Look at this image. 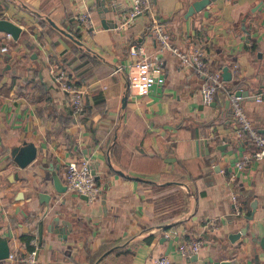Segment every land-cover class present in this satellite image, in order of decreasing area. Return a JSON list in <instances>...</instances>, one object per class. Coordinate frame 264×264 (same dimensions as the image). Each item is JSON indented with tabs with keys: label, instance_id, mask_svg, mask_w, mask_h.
Instances as JSON below:
<instances>
[{
	"label": "crops",
	"instance_id": "obj_1",
	"mask_svg": "<svg viewBox=\"0 0 264 264\" xmlns=\"http://www.w3.org/2000/svg\"><path fill=\"white\" fill-rule=\"evenodd\" d=\"M193 1L150 0V11L125 23L132 0H0V18L21 28L17 39L0 31V239L9 246L0 264H22L25 234L36 241L33 264H101L105 257L103 264H154L158 255L176 264H264V160L237 167L254 145L238 131L229 100L246 90L242 109L264 134V0H213L185 17ZM46 17L77 29L81 44ZM154 23L178 49H204L209 69L231 72L211 102L201 99L203 77L159 52ZM130 45L162 56L165 82L145 95L128 82ZM59 73L86 88L82 113ZM203 139L208 153L197 143ZM23 141L36 156L19 167L10 152ZM83 158L95 169L97 198L58 195L53 174L64 184L66 164ZM40 192L51 195L48 206ZM55 210L70 221L65 232L48 228ZM246 223L247 234L231 242L228 234ZM163 235L172 236L171 246ZM192 239L201 241L199 251L181 255L179 244Z\"/></svg>",
	"mask_w": 264,
	"mask_h": 264
},
{
	"label": "built area",
	"instance_id": "obj_2",
	"mask_svg": "<svg viewBox=\"0 0 264 264\" xmlns=\"http://www.w3.org/2000/svg\"><path fill=\"white\" fill-rule=\"evenodd\" d=\"M150 11V0H132L131 8L125 23H130L139 14ZM151 31L159 45V52L170 51L176 55L180 63L190 67L196 73L203 77L199 91L202 102L209 103L213 100L217 90L223 86L221 72L209 69L205 61V51L200 47L189 50H181L171 44L167 31L159 24H153ZM6 37L11 35L6 33ZM6 46L1 47L5 51ZM128 54L133 58L128 75L129 85L136 89L139 95H145L151 91L154 86H161L165 82V75L161 63L160 54H147L141 45H130ZM60 79L62 89L69 94L70 104L75 113H81L83 109V96L86 88L80 85L68 84L64 74L59 73L56 76ZM264 93V90L263 92ZM234 117L238 123V131L242 133L254 145L252 153L244 154L236 162L238 168H242L249 160H264V134L257 131L245 115L240 104V96L231 94L229 97ZM64 184L67 190L76 191L87 196L88 201H94L99 193V186L96 184L94 174L91 172L90 161L83 158L79 161L72 160L68 162L63 171ZM231 200L235 204V213L239 214L240 210L237 205V195L231 193ZM34 247L36 241L31 242ZM201 248L199 239H192L181 242L178 251L181 255H191L197 253ZM35 248L31 250L22 264H33L35 261ZM154 264H176L174 260L167 255H158L154 257Z\"/></svg>",
	"mask_w": 264,
	"mask_h": 264
},
{
	"label": "water",
	"instance_id": "obj_3",
	"mask_svg": "<svg viewBox=\"0 0 264 264\" xmlns=\"http://www.w3.org/2000/svg\"><path fill=\"white\" fill-rule=\"evenodd\" d=\"M211 1L213 0H195L193 1L187 8L186 13H185V17L193 14L196 11L201 10L202 8H204L205 6H207ZM111 10H115V7L112 6ZM106 11H108L107 8H101L99 9V15L102 23V26L104 28H107L108 25L105 23L107 19H105V13ZM46 20L54 27L56 28L58 31H60L61 33H63L64 35H66L67 37H69L70 39H72L75 43L77 44H81L79 39L74 38L71 33H69L68 31H66L65 29H63L62 27L58 26L55 22H53L51 19H49L48 17H46ZM112 26H116L115 24ZM0 31H4L6 33H9L13 39H17L21 28L19 25L15 24L14 22L10 21L9 19L6 18H0ZM8 53H4L3 57L4 59H6L8 57ZM222 79L224 81H228L231 79V72L227 69V67H223L222 68ZM235 95H245L247 96L248 92L246 90H242L240 89H236L234 91ZM126 100V94H124V96L122 97V105L125 103ZM197 143L199 145L203 144L206 147V153H208V148H207V139H203L198 140ZM10 155L13 159V161L19 166V167H24L26 166L28 163H30L36 156V147L32 142H27V141H23L20 145H15L14 147L11 148V152ZM91 172L92 174H95V169L93 168V166L91 167ZM120 172V171H118ZM121 173V172H120ZM95 176V175H94ZM97 177V176H95ZM52 185H53V189L54 191L60 195L61 193H64L67 188L66 185L62 183L61 178L56 175L53 174L52 176ZM39 197H40V201L44 202L47 204V206L49 205V200L51 198V195L49 193H39ZM84 199H87V196L83 194L82 196ZM55 216L52 217L51 219V223H49L48 228L52 227H58L61 230H63L64 232L67 230L66 227H68V225L70 224V221H68L65 218H61L63 216L64 213H61L57 210L54 211ZM46 214V212H45ZM44 214V215H45ZM245 218L247 219H252V213L250 215L245 216ZM249 224L246 223L243 227L239 228L238 231L232 232L228 234V239L231 242H234L236 239H238L241 235L245 236L247 234V229H248ZM176 233V232H175ZM249 235L252 237L253 241H257L253 235L252 232L249 233ZM162 240H167L169 239V246H171L172 243V236L170 238H168V236H161ZM260 245L262 247H264V237H262L259 241ZM108 252V251H107ZM107 252L103 253L106 254ZM9 255V246L7 243L6 239H0V260L7 258ZM101 255L99 257V260L101 259V257L103 256ZM195 256V255H193ZM232 263H237V261L235 259H231L228 261H219L217 264H232Z\"/></svg>",
	"mask_w": 264,
	"mask_h": 264
},
{
	"label": "trees",
	"instance_id": "obj_4",
	"mask_svg": "<svg viewBox=\"0 0 264 264\" xmlns=\"http://www.w3.org/2000/svg\"><path fill=\"white\" fill-rule=\"evenodd\" d=\"M50 24V23H49ZM150 26V25H149ZM51 29H56L54 28L52 25H51ZM57 30V29H56ZM66 31H68L69 33H71V35L76 38V39H80V36H79V31L76 29L74 31H70V30H67L65 29ZM82 113V112H81ZM96 181V180H95ZM32 235L31 234H25V235H22L21 238L22 240L25 241L26 243V248H27V251L30 252L31 250H33L35 247L33 244L30 243V239H31ZM119 249L117 250H114V252H118ZM106 258V257H105ZM105 258L101 261V264H103L105 262ZM94 262V261H93Z\"/></svg>",
	"mask_w": 264,
	"mask_h": 264
}]
</instances>
